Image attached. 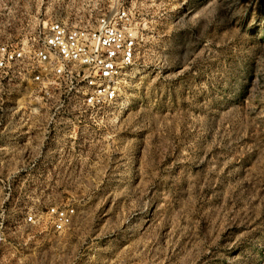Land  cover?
Returning a JSON list of instances; mask_svg holds the SVG:
<instances>
[{
  "label": "rangeland",
  "instance_id": "rangeland-1",
  "mask_svg": "<svg viewBox=\"0 0 264 264\" xmlns=\"http://www.w3.org/2000/svg\"><path fill=\"white\" fill-rule=\"evenodd\" d=\"M84 2L0 0V43ZM129 2L137 58L76 160L88 186L0 158V264H264V0ZM51 207L74 208L65 230Z\"/></svg>",
  "mask_w": 264,
  "mask_h": 264
},
{
  "label": "built area",
  "instance_id": "built-area-1",
  "mask_svg": "<svg viewBox=\"0 0 264 264\" xmlns=\"http://www.w3.org/2000/svg\"><path fill=\"white\" fill-rule=\"evenodd\" d=\"M50 13L47 21L0 43V97L6 95L0 102V158L16 160L14 174L38 176L34 185L86 188L72 175L90 170L76 160L94 155L97 140L88 130L95 118L121 103L137 58L139 21L129 0L57 5ZM48 212L59 232L75 213L58 207ZM26 221L34 222V215Z\"/></svg>",
  "mask_w": 264,
  "mask_h": 264
}]
</instances>
